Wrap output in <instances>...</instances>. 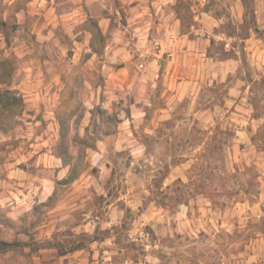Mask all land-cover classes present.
Wrapping results in <instances>:
<instances>
[{"label": "clouds", "instance_id": "clouds-1", "mask_svg": "<svg viewBox=\"0 0 264 264\" xmlns=\"http://www.w3.org/2000/svg\"><path fill=\"white\" fill-rule=\"evenodd\" d=\"M166 2L188 6L177 13L179 20L169 16L172 23L160 25L170 39L154 36L147 51H142V42L129 41L124 45V67L117 69L114 56L108 54L115 42L104 35L108 21L102 17L99 30L84 33L83 43L76 45L71 37L44 50L31 34L36 33L37 41L50 37L40 36L34 28L24 31L26 9L18 13V30L11 27L16 21L8 19L14 6L27 0H0V9L7 5L0 11V264H81L89 257L88 264H264V212L258 208L240 218L233 213L220 227L205 219L203 235H197L199 227L196 232L187 227L158 229L156 223L155 234L146 235L138 208L124 215L128 208L122 201L149 205L167 198V207H183L203 197L214 202L249 184L264 193V80L253 73L248 84L245 66L237 59L242 83L231 86L251 88L241 95L256 104L259 117L250 130L240 129L251 138L246 153L252 167L247 171L244 165L231 167L230 159L225 167L212 152L214 140L208 129L188 119L190 109L169 102L167 89L170 76L178 74L202 89L199 107L211 110L219 103V93L229 85L221 87L217 81L210 90V74L189 78L179 70L192 60L205 63L200 53L212 39L235 45L230 50L237 57L242 37H250L252 46L264 40V0H229L235 10L221 21L231 24L223 36H214L192 20L211 0ZM73 3L87 7L89 13L94 5L113 10L111 0ZM115 22L119 24L118 19ZM188 37L199 47L185 51ZM101 41L108 43L107 50H102ZM158 41L168 55L153 62L149 52H159ZM71 45L75 56L69 55ZM213 54H218L216 49ZM110 74L121 78L123 88L109 79ZM188 99L195 97L189 94ZM162 108L171 113L174 128L161 125ZM133 146L140 151H133ZM93 154L107 165L99 174L92 172ZM132 217L139 225L135 232L126 226ZM193 221L196 227L195 217ZM96 236L104 243L95 242ZM77 247H83V256H73Z\"/></svg>", "mask_w": 264, "mask_h": 264}, {"label": "rangeland", "instance_id": "rangeland-1", "mask_svg": "<svg viewBox=\"0 0 264 264\" xmlns=\"http://www.w3.org/2000/svg\"><path fill=\"white\" fill-rule=\"evenodd\" d=\"M111 5L113 9L111 12H109L108 8L100 9L98 5H94L92 13H89L87 7L80 8L77 4L73 3V0H54V2L53 0H27L26 4L14 6V11L8 15V19L16 21L11 27L13 31L18 30L21 27L19 23L21 17L18 13L22 8L26 9L23 17L24 31L28 32L34 28L39 31L40 36L50 37L43 41H37L36 33L32 32L31 34V40L44 50L54 49L57 40H60V43L63 44L64 41L70 40L71 37H75L76 45L83 43L84 33L90 32L93 29L99 30L100 19L98 17H102L108 21V31L104 33L107 36L108 42H111V40L116 42L122 39L125 43H129V41L132 44L137 43L138 41L136 42L135 40L136 37L134 39L132 38V28L135 26V22L129 19V5L123 2V0H111ZM184 7L188 6L168 4L166 0H160L158 3L154 2L146 8V13L143 14L144 17L140 18L142 20L141 23L150 27L149 30H154V27L159 23H172L169 16L176 15V12L179 13ZM6 10L7 5H4L3 9H0V11ZM234 10L229 0H211V3L203 5L200 12H209L218 21L215 26L212 24V26H209V31L214 36H223L229 32L231 24H222L221 21L226 18V15L230 16ZM135 14L137 13L134 12ZM237 15L243 17V13L238 10ZM116 19L119 20V24L115 22ZM194 25L199 26L198 21ZM3 26L5 28L8 27L7 24ZM118 30L121 32H118ZM78 32L80 35H77ZM205 35H207V32ZM61 37L63 39H60ZM249 39L250 37L241 38L239 57L230 50V47H234L235 45L228 46L224 40L218 43L216 39H212V42L208 46L206 54L209 56V59L206 64L201 65L200 73H207L212 77L210 90L216 86L217 81H221V87L229 85L222 93H219V103L215 104L211 110L209 108H201L196 103L200 99L202 89L197 90L193 84L191 89L188 86L189 84H186L187 87L185 89H179L178 86L169 88L167 82L168 93L171 94L169 96V102L178 103L185 107L186 110L190 109L192 115L188 119L194 120L195 124H202L208 129L207 134L211 135L214 140L212 152L224 161L225 167H227L230 159L234 161L231 167L237 168L240 165H244L243 170L245 171L249 167H252L250 160L247 159L246 153V148L251 142V138L248 137L247 132H241L240 129L250 130L252 123L257 121L259 117L256 115V104L251 100H244L243 95H241L245 91L250 92L251 88L237 89L231 85L242 83L240 79L241 66L237 64V59L245 66L244 75L247 77L248 84L252 83L253 73L260 76L261 80H264V76L261 75L264 73V52L260 56L256 53L254 54L256 45L252 46L249 44ZM263 42L264 40H260L258 46L264 44ZM107 44V42L101 41L102 50L108 49ZM88 46L92 47V41L88 42ZM130 46L131 44H129ZM74 47L75 45H71L69 48V55L71 56H75L76 54L72 50ZM157 47L161 49L160 43L158 42ZM213 49H216L218 54L214 55ZM108 54L114 56L116 61L115 67L117 69L124 67L123 60L119 56H116L119 54L113 53L112 51H109ZM149 55L158 60L160 56H167L168 52H163L158 56L149 52ZM88 58L91 59L90 54ZM259 61H262L261 66H259ZM109 79L120 83V87L123 88V82H121V78L118 75L110 74ZM189 94L193 95L195 100L189 101ZM173 96L175 100L172 99ZM170 116L171 113L167 112L164 108L161 109L159 118L161 125L165 128L169 126L175 127ZM209 125H211V128H208ZM158 131H163V128L158 129ZM132 150L135 152L140 151L135 146H133ZM93 164L95 166L92 168V172L97 174L103 172L104 168L107 167V165L102 164V157H98L95 154H93ZM176 167L178 168V165ZM185 167H187V164H185ZM173 180L176 183H180L175 177ZM241 193L243 198L241 197ZM199 195L200 193L198 192L197 196ZM100 200L101 207H103V198L101 197ZM167 203V198H165L164 203L149 205H146L143 201H137L135 203L131 201L124 203L122 201L124 207L128 208V212L124 213L125 216H130L132 208L139 209L138 218L143 222V228L141 230L146 235L155 234L152 228L153 223H156L158 229L165 227L182 229L187 227L192 232H196V228L199 227L200 231L197 235H203L207 228V225L204 224L205 219L210 224H216L220 227L225 225L227 217L233 213L236 214L237 218H240L254 208H258L260 212H264V193L253 190L252 184H249L247 188L217 196L214 202L208 200L207 197H203V199L189 200L183 207L174 205L170 208L166 206ZM189 206H191V211L188 210ZM117 211H123V208H118ZM172 217L174 219H171ZM193 217H195L196 227H193ZM213 217H220L221 219L217 221ZM126 226L130 231L135 232L139 227L137 217L129 219ZM96 231L98 232L100 229L97 228ZM95 242L104 243V240L96 236ZM77 248L73 251V256L76 253H80L83 256L84 250L77 251ZM90 259L91 257L88 260H82L81 264H88Z\"/></svg>", "mask_w": 264, "mask_h": 264}, {"label": "crops", "instance_id": "crops-1", "mask_svg": "<svg viewBox=\"0 0 264 264\" xmlns=\"http://www.w3.org/2000/svg\"><path fill=\"white\" fill-rule=\"evenodd\" d=\"M160 0H123V2L127 3L129 5V14H130V18L131 20H133V22H135V26L132 28V33L133 36L132 38L134 39L136 37V42L135 44H139V43H143V48L142 51H147L148 50V44L150 41H152L154 39V36H160L163 35L166 38L170 39V37L167 36V32L160 27V25L164 24L165 26L170 25L171 23H159L154 27V30H149L150 27H148L145 24H142V20L140 18L144 17V13H146V8H148L149 4H153L158 3ZM161 7V6H160ZM131 10V11H130ZM134 12H136L137 14L134 15ZM132 15V16H131ZM197 15L199 16V19H197ZM141 16V17H138ZM176 17L177 20L180 19L179 15H174ZM193 21L194 24L198 21L199 23V28H206L208 30H210V25L212 24L213 26H215L217 24V20L215 18H213V16L209 13V12H200L199 14H194L193 16ZM104 19V18H103ZM107 20V19H105ZM215 22H214V21ZM211 25V26H212ZM108 27V26H107ZM118 32H121L120 30H118ZM205 39H207V35L204 36ZM177 39H179V37H177ZM111 42H113V40H111ZM212 42V40L209 41L208 46L210 45V43ZM127 43V42H126ZM124 42V40H118L115 42V47L112 48V52L113 53H117L122 60L126 59L125 54L127 53V48L124 46L126 44ZM158 43H160L161 49L159 50V52L155 53L156 56H158L159 54L166 52L164 50V46H163V42L162 41H158ZM264 43V42H263ZM128 44V43H127ZM175 44V41H173V45ZM108 48V44L106 45ZM199 47L198 45H194V41H193V37H188L187 38V43L185 45V51H187L190 48L193 47ZM255 50H254V54L256 53L258 56H260L263 52H264V48H261L258 46V44H256L255 46ZM207 48L203 49V52L200 53L202 60L205 62H207V60L209 59V56H207L206 51ZM173 59H175V48H173ZM153 62L157 61V58L152 57ZM262 61H259V66L262 65L261 63ZM204 63H200L196 60H192L191 64H189L188 66L180 69L179 71L185 72L190 74L189 78H191V76H194L197 73L201 72V68ZM176 71V70H173ZM186 84H189V88H192V84L189 83V79H181L179 78L178 74H174L171 75L170 78L168 79V87H173L175 88L176 86H178V88H182L185 89L187 87ZM85 228H87V225H85ZM82 247L77 248V251H82Z\"/></svg>", "mask_w": 264, "mask_h": 264}]
</instances>
